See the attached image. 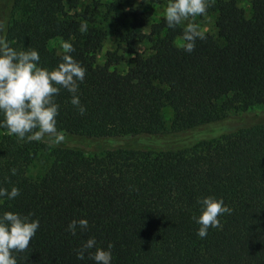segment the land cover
I'll list each match as a JSON object with an SVG mask.
<instances>
[{
    "label": "trees",
    "instance_id": "trees-1",
    "mask_svg": "<svg viewBox=\"0 0 264 264\" xmlns=\"http://www.w3.org/2000/svg\"><path fill=\"white\" fill-rule=\"evenodd\" d=\"M207 11L216 13L217 32L187 53L178 46L182 26L152 21L151 11L123 0H0V36L10 46L35 48L39 65L53 68L62 51L50 41L70 40L86 69L77 93L83 114L67 90L54 97L68 145L19 140L0 128V187L20 189L0 199V212L39 220L28 248L13 252L17 264H95L87 252L76 258L89 237L113 245L111 264H264V116L227 113L264 103V0H252L250 16L239 0H214ZM110 33L133 60L126 72L116 67L124 53L98 60ZM141 41L148 53L138 50ZM165 105L174 112L170 128ZM76 142L120 146L86 153ZM41 148L52 163L32 178L27 170ZM208 195L232 212L199 238L193 217ZM84 217L86 229L67 230Z\"/></svg>",
    "mask_w": 264,
    "mask_h": 264
},
{
    "label": "clouds",
    "instance_id": "clouds-1",
    "mask_svg": "<svg viewBox=\"0 0 264 264\" xmlns=\"http://www.w3.org/2000/svg\"><path fill=\"white\" fill-rule=\"evenodd\" d=\"M214 0H167L163 9L164 19L169 28L182 26V36L178 46L191 53L196 41L206 38L207 29L195 22V17L206 15L207 9ZM81 33L88 31L86 21H81ZM59 63L48 68L39 65L40 55L35 48L27 47L17 50L10 46L3 36H0V128L6 129L9 135H15L19 140L41 141L47 135L52 143L59 144L65 137L57 129L59 105L55 95L63 88L71 93L70 103L83 114L86 108L81 104L78 93L79 83L83 82L86 69L71 54L74 51L70 40L60 42ZM13 175L16 169L12 168ZM20 194V189L0 187V199L12 200ZM199 215L193 219L199 225L196 235L204 238L209 228L221 227L219 217L230 214L222 198L213 195L198 199ZM86 217L72 219L67 230L73 235L77 226L80 229L88 227ZM39 228V220L32 214L23 215L18 212L4 210L0 212V264H17L13 252H22L28 248L30 240ZM113 245L107 248L97 245L95 237H89L79 249L76 258L83 260L85 253L95 264H111ZM95 249L94 251H89Z\"/></svg>",
    "mask_w": 264,
    "mask_h": 264
},
{
    "label": "rangeland",
    "instance_id": "rangeland-1",
    "mask_svg": "<svg viewBox=\"0 0 264 264\" xmlns=\"http://www.w3.org/2000/svg\"><path fill=\"white\" fill-rule=\"evenodd\" d=\"M251 2L252 0H239V4L241 7L245 9L247 16L251 15ZM123 4L125 6L133 5L135 7L151 11L152 21L158 20L159 18L164 16L163 9L166 6V3L153 4L149 0H123ZM215 21H216L215 12L207 11L206 15L195 17L196 23L200 24L202 27H205L207 29V32L213 34H216L217 32ZM144 31L150 32V24L144 27ZM62 40H63L62 38L52 39L50 41L51 48L55 49L57 52H61L62 50H60V42ZM137 48L139 51H143L145 53H148L150 51L149 43H147L146 41L139 42ZM108 51H118L119 54L124 53L125 57L116 65L119 71L126 72L129 69V67L133 65V60L131 59V56L127 55L124 52V50L119 47L118 41L115 39L112 33L109 34L108 38L105 40L103 44L101 51L98 54V60L101 63L106 61ZM243 111L244 110H242L241 107L237 106L227 110V113L230 114L231 117L241 116L242 118H247V119L253 117L258 118L259 115L264 116V103L256 104L248 108L244 112ZM162 116L164 119L165 127L170 128L174 118V112L172 107L169 105H165L162 108ZM64 137L65 139L59 144L52 143L47 135H45V137L42 138L41 141L46 142L51 147H55L59 145L60 146L68 145L70 141L69 137L66 134H64ZM118 143H124V142H118ZM74 145H76L75 147L79 146L83 148L86 153L96 152V151L101 152L111 147L120 146L118 144H113L105 147L98 144H82L78 142H76ZM51 163H52V156L50 154V151L41 148L38 150V153L35 159L33 160V162L29 165L27 174L32 178H38L47 171Z\"/></svg>",
    "mask_w": 264,
    "mask_h": 264
}]
</instances>
